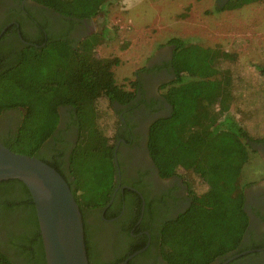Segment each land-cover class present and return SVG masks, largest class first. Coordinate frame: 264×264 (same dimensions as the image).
Masks as SVG:
<instances>
[{"label":"trees","instance_id":"1","mask_svg":"<svg viewBox=\"0 0 264 264\" xmlns=\"http://www.w3.org/2000/svg\"><path fill=\"white\" fill-rule=\"evenodd\" d=\"M35 1L82 20L96 16L110 0ZM255 2L264 0H230L224 9ZM105 31L79 41L30 45L13 58L6 55L0 65V115L14 109L22 113L17 130L0 140L15 152L40 158L67 181L83 216L89 264L103 262L90 253L84 212L107 205L115 184V138L112 140L103 128L98 101L106 99L117 116L113 102L128 105L138 88L132 83L136 89L128 90L116 82L113 67L120 63L118 57L96 55V47L107 37ZM169 44L174 46L170 67L175 79L161 88L170 110L149 125L148 151L163 177L179 171L191 173L206 189L193 192L189 207L163 226L159 249L167 264H212L253 248L242 243L250 220L244 190L252 183L243 182L242 170L251 158L250 142L255 138L230 113L233 72L222 64L235 61L237 54L178 37ZM61 105L71 106L79 128L78 140L64 166L60 155L52 161L39 156L40 148L53 135ZM16 210L23 215L24 229L6 244L28 262L46 264L27 187L18 179L0 180V214L5 217L4 212ZM0 264H15L3 249Z\"/></svg>","mask_w":264,"mask_h":264},{"label":"flooded vegetation","instance_id":"2","mask_svg":"<svg viewBox=\"0 0 264 264\" xmlns=\"http://www.w3.org/2000/svg\"><path fill=\"white\" fill-rule=\"evenodd\" d=\"M218 1L225 6L230 0ZM101 32L102 29L93 30L91 18H71L35 0H0V65L5 63L6 55L13 58L30 45L43 46L47 41L64 39L79 41L91 33ZM172 47L164 67H159L156 74L146 77L144 84L135 88V97L128 105L113 102L117 124L109 137L115 138V184L107 205L84 212L90 253L102 264L123 261L137 250L141 251L126 264H167L159 249L162 228L183 213L192 201L194 189L190 182L179 172L163 177L147 147L149 125L168 115L170 110L160 90L175 79L170 67ZM167 77L161 87L156 85L155 89L160 92L154 94L150 89L153 82ZM58 112L59 121L53 135L42 145L39 156L52 161L60 155L64 166L78 140L79 128L71 106L61 105ZM21 120V109L3 112L0 139L14 133ZM250 143L257 148L264 166V142ZM244 192L250 220L242 243L256 250L225 264H264V179L246 187ZM4 213L5 217L0 214V249L7 251L15 264H33L6 244L10 237L23 231L22 213L19 210ZM223 260L218 258L212 264H221Z\"/></svg>","mask_w":264,"mask_h":264},{"label":"rangeland","instance_id":"3","mask_svg":"<svg viewBox=\"0 0 264 264\" xmlns=\"http://www.w3.org/2000/svg\"><path fill=\"white\" fill-rule=\"evenodd\" d=\"M91 25L95 31L106 30L107 37L95 53L101 58L120 59L113 67L114 78L128 90L144 84L146 77L164 67L173 48L169 40L174 37L236 53L235 61L222 64L233 72L230 113L255 138V143L264 142L256 140L264 139V2L224 9L218 0H110L91 18ZM169 78L153 82L151 91H163L155 87H161ZM98 110L103 128L111 136L117 116L106 99L98 101ZM250 155L242 170L243 182H252L247 187L264 179L257 148L251 146ZM179 173L195 193L206 189L198 176Z\"/></svg>","mask_w":264,"mask_h":264},{"label":"water","instance_id":"4","mask_svg":"<svg viewBox=\"0 0 264 264\" xmlns=\"http://www.w3.org/2000/svg\"><path fill=\"white\" fill-rule=\"evenodd\" d=\"M18 179L35 207L46 264H89L79 205L63 176L38 157L15 152L0 141V180ZM256 249L223 257L221 264ZM128 258L116 264H126Z\"/></svg>","mask_w":264,"mask_h":264},{"label":"crops","instance_id":"5","mask_svg":"<svg viewBox=\"0 0 264 264\" xmlns=\"http://www.w3.org/2000/svg\"><path fill=\"white\" fill-rule=\"evenodd\" d=\"M231 110V109H230ZM245 128V127H244ZM246 129V128H245ZM260 143H262V142H260Z\"/></svg>","mask_w":264,"mask_h":264}]
</instances>
